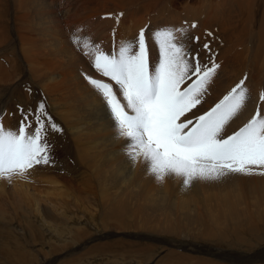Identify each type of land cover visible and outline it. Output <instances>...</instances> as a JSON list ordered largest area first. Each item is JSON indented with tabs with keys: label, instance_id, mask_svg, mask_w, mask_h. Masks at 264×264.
Returning <instances> with one entry per match:
<instances>
[{
	"label": "bare ground",
	"instance_id": "obj_1",
	"mask_svg": "<svg viewBox=\"0 0 264 264\" xmlns=\"http://www.w3.org/2000/svg\"><path fill=\"white\" fill-rule=\"evenodd\" d=\"M120 13L123 15L117 23L115 17ZM193 23L197 25L194 29L190 27ZM165 25L188 27L190 35L200 37L201 60L206 57L202 46L206 40L210 41L220 65L202 93L201 103L191 109L192 113L189 111L181 116L180 122L209 111L241 80L249 90V98L248 103L245 102L247 110L241 109L233 117L235 131L247 124L258 108L264 116V102L260 101V93L264 91V0H0V46H5V54L11 49L14 55L7 62L10 70L6 71L16 78L26 71L23 78L26 77V81L40 92L51 114L57 117L56 123L62 127V137H65L63 145L76 144L73 150L65 148L67 155L82 169L92 172L97 171L99 156L113 158L122 152L121 140L124 138H117L114 120L109 117L105 102L81 73L108 83L117 98L126 102L118 86L92 66L91 57L84 56L83 50H76L70 42V35L80 29L76 33L78 36L89 37L93 44L111 55L118 51L121 42L135 40L141 29H145L147 39L150 32ZM9 31L13 33V40L9 39ZM206 33L212 35L206 36ZM8 43L11 44L8 46ZM148 45L151 68L158 57V49L150 40ZM196 47L193 46V51ZM9 74H3L4 83L9 81ZM18 82L23 83L22 80ZM190 83L192 80L185 81L181 89ZM249 113L244 120L242 116ZM139 161L133 166L137 179L144 178L137 173L141 169ZM236 175L233 186L239 193H249L252 198L248 194V199L254 202L244 201L247 194L234 200L230 197L231 192L226 191L215 210L201 211L196 207L192 218L193 224L198 226L197 234L203 240L232 252L253 249L255 245L251 242L254 239L259 245L264 242V175ZM116 186H112L111 194L100 203L98 212H94L95 215L101 214L100 220L105 226L110 221L125 223L130 215L143 213L139 206L131 211L134 205L128 207L127 195L121 196L118 192L121 189L115 190ZM0 188L1 197L5 188ZM14 188L16 195L26 193L23 186ZM149 197L146 189V199ZM177 200L171 206L173 212L179 214L177 216H181L180 213L189 216L190 200L181 199V193ZM241 203L246 204L242 209ZM84 214L91 215L88 208H84ZM169 230L173 235L178 234L174 226ZM229 256L240 261L233 253Z\"/></svg>",
	"mask_w": 264,
	"mask_h": 264
},
{
	"label": "rangeland",
	"instance_id": "obj_2",
	"mask_svg": "<svg viewBox=\"0 0 264 264\" xmlns=\"http://www.w3.org/2000/svg\"><path fill=\"white\" fill-rule=\"evenodd\" d=\"M8 36L13 40L12 31H9ZM12 57L11 49L5 54V46H0V109L16 113L17 104L25 109L31 105L35 109L37 102L44 101L43 96L26 81V77L23 78L27 75L26 71L17 78L6 71L10 70L7 62ZM3 74H9V81H2ZM17 79L23 83L20 84ZM26 86L31 87V95L25 90ZM245 107L244 104L241 109L246 111ZM46 111L55 122L58 121L47 105ZM249 115L242 117L245 120ZM197 117L190 119L195 120ZM20 120L18 113L14 117L6 115L3 125L6 129L15 130L19 128ZM231 120L221 132L222 138L238 131H235V118ZM34 127L33 123L28 131ZM123 138L122 149L129 144V140ZM48 139L55 146L52 153L57 161L55 165H37L24 175L0 178V186L5 188L0 197V264H264V242L259 245L254 239L251 243L255 246L251 250L232 252L219 249L197 234L198 226L192 221L196 207L201 211L215 210L223 196H226V191L231 192L230 197L234 200L243 194L233 186L236 174L219 182L197 180L191 187L184 188L181 177L167 176L158 182L148 175L147 165L140 157L135 164L140 160L141 169L137 173L144 178L137 179L133 169L135 164L128 156H124V151L116 153L113 158L99 156L97 171H86L67 155L66 149L73 150L75 143L63 145L65 137L54 134H49ZM114 185H118L115 190L121 189L118 191L121 196L127 195L125 200L128 201V207L134 205L131 211L134 208L137 210L139 206L143 213H135L133 217L130 215L127 220L122 218L125 223L110 221L105 226L100 220L101 214H95L100 203L111 194ZM148 185L151 187L147 188ZM15 186L25 187L22 189L26 193L16 195ZM146 189L150 194L147 199ZM180 193L181 199L190 200L189 216L182 213L177 216L179 214L172 210L171 206L175 204L174 201H178ZM249 195L242 198L247 203L254 202L248 199ZM130 196H136V199ZM244 205L241 203L240 208ZM84 208H88L91 215H85ZM171 226L178 234L170 232ZM232 253L235 258H240L239 262L229 256Z\"/></svg>",
	"mask_w": 264,
	"mask_h": 264
},
{
	"label": "snow or ice",
	"instance_id": "obj_3",
	"mask_svg": "<svg viewBox=\"0 0 264 264\" xmlns=\"http://www.w3.org/2000/svg\"><path fill=\"white\" fill-rule=\"evenodd\" d=\"M121 15H116L117 23ZM196 26L193 23L190 27ZM80 31L70 35V42L91 57L92 66L118 86L126 102L117 98L108 83L81 73L105 102L117 138L129 140L122 151L133 165L142 157L148 175L158 182L167 176L181 177L184 188L197 180L219 182L232 174L264 175V116L259 108L237 132L221 137L225 125L249 98L244 80L209 111L195 120L180 122L181 116L201 103L202 93L220 66L210 41L202 46L206 57L201 60L200 37L190 35L188 27L165 25L150 32L147 39L145 29H141L135 40L121 42L118 51L109 55L89 37L78 36ZM149 40L158 49L151 68ZM187 80L192 83L181 89ZM25 90L32 94L30 86ZM260 101L264 102V91ZM17 113L21 117L19 128L6 129L4 117ZM33 123L35 127L28 131ZM49 134L62 136L63 129L47 113L45 101L37 102L35 109L17 104L16 113L0 109V178L24 175L37 165H55V146L49 142Z\"/></svg>",
	"mask_w": 264,
	"mask_h": 264
}]
</instances>
